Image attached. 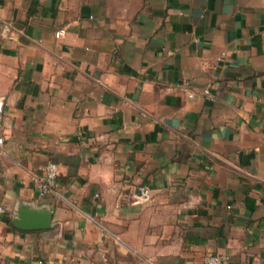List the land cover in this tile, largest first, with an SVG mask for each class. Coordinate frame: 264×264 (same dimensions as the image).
I'll list each match as a JSON object with an SVG mask.
<instances>
[{
    "label": "crops",
    "instance_id": "crops-1",
    "mask_svg": "<svg viewBox=\"0 0 264 264\" xmlns=\"http://www.w3.org/2000/svg\"><path fill=\"white\" fill-rule=\"evenodd\" d=\"M0 98V264H264V0H0Z\"/></svg>",
    "mask_w": 264,
    "mask_h": 264
},
{
    "label": "built area",
    "instance_id": "built-area-1",
    "mask_svg": "<svg viewBox=\"0 0 264 264\" xmlns=\"http://www.w3.org/2000/svg\"><path fill=\"white\" fill-rule=\"evenodd\" d=\"M4 28L6 30L11 29V25L8 23L4 24ZM66 30L64 28L58 29L55 31L54 35L56 38H60L65 34ZM3 109V101L0 98V112ZM2 144V137L0 136V145ZM58 176V167L57 164L48 161L43 169L42 174L36 177L37 190L39 197H45L47 194L53 191L56 186ZM136 201H149L152 200V195L147 185H140L137 189V193L135 196ZM228 259L226 255L220 254H206L203 258V264H223L224 261Z\"/></svg>",
    "mask_w": 264,
    "mask_h": 264
},
{
    "label": "water",
    "instance_id": "water-1",
    "mask_svg": "<svg viewBox=\"0 0 264 264\" xmlns=\"http://www.w3.org/2000/svg\"><path fill=\"white\" fill-rule=\"evenodd\" d=\"M51 217L52 213L46 208L31 210L28 206H23L12 223L24 230L48 229L51 226Z\"/></svg>",
    "mask_w": 264,
    "mask_h": 264
},
{
    "label": "clouds",
    "instance_id": "clouds-1",
    "mask_svg": "<svg viewBox=\"0 0 264 264\" xmlns=\"http://www.w3.org/2000/svg\"><path fill=\"white\" fill-rule=\"evenodd\" d=\"M110 163V161H109ZM111 178V169L110 168H107L103 171V174H102V179H104L105 181L109 180Z\"/></svg>",
    "mask_w": 264,
    "mask_h": 264
}]
</instances>
